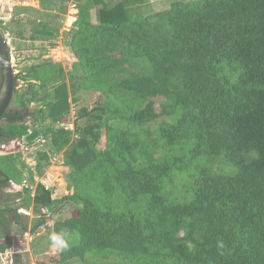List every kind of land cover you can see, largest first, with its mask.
Instances as JSON below:
<instances>
[{
  "label": "trees",
  "instance_id": "obj_1",
  "mask_svg": "<svg viewBox=\"0 0 264 264\" xmlns=\"http://www.w3.org/2000/svg\"><path fill=\"white\" fill-rule=\"evenodd\" d=\"M56 2L66 15L69 0H39L40 10L49 16ZM71 2L62 41L71 59L17 75L16 103L40 106L30 130L0 128L1 144L64 151L65 190L9 193L0 168V252L23 251L20 235L42 226L74 238L34 264H264V0H181L161 11L146 0ZM28 10L16 7L10 24ZM56 27L31 24L28 40L51 43ZM81 93L91 108L78 107ZM72 106L76 120H94L74 139L54 128L70 125ZM50 152L35 156L47 165ZM5 160H19L21 185L34 182L21 153ZM65 206L69 217L39 215ZM30 207L28 227L18 211Z\"/></svg>",
  "mask_w": 264,
  "mask_h": 264
},
{
  "label": "rangeland",
  "instance_id": "obj_2",
  "mask_svg": "<svg viewBox=\"0 0 264 264\" xmlns=\"http://www.w3.org/2000/svg\"><path fill=\"white\" fill-rule=\"evenodd\" d=\"M108 1V0H106ZM181 0H146V4L149 7L150 10L153 11H161L168 9L172 3H176ZM186 1V0H184ZM64 7L66 8V15H58L60 12V7L61 3L56 2L54 6H52V10L47 16L45 13H43L40 10L39 7V0H0V16L1 17H6V15L9 12V7L13 6L14 7H27L29 10L21 15L18 20V26L17 25H7L5 29H2L0 27L1 33H11L13 34L14 32L17 31H22L24 30V37L22 39H17L16 37H12L9 39L10 43V62H12V67L13 71L19 75L24 73L26 70H28L32 66H38L45 64L46 62H63L65 59H71L69 55L64 51V48L62 46V41H63V36L68 30L67 26L69 25L68 19L70 17H73L77 11L74 8V4L71 3V0L67 2L66 4H63ZM59 10V11H58ZM94 13L92 12V16ZM48 17H50L48 19ZM53 17L55 19H53ZM16 20V21H17ZM43 23H49L51 28H57L59 32H56L54 35V40L51 43H47L44 41H30L28 40V37L30 35V28L31 24L32 25H38ZM13 32V33H12ZM66 65V64H64ZM19 94L23 93V86L24 84L19 81ZM48 100L53 101V92L49 91L48 92ZM81 102L78 103V107L82 106H89L90 108L92 107V103L94 101V97L91 95H86L81 93L80 94ZM159 99L155 100L156 106V112H160V104ZM34 104V103H33ZM40 104L35 103L32 107L33 108H39ZM75 108V107H74ZM75 112V110H74ZM71 119V130L72 134L71 137L74 139L76 137L75 135V126L78 127H83L86 124H89L91 122H94L92 119H87L84 117H80L78 120ZM164 118H161L160 120H163ZM29 130L32 127L31 122L27 124L26 126ZM57 129V126L54 127ZM59 128V127H58ZM74 132V133H73ZM41 141V140H39ZM8 145L5 147H0V156L1 155H7L9 153H21L23 157V162L25 167L28 168V172H34L33 174L37 176L38 168L37 165H40V177L42 174L47 173V175L44 178V181L47 186H52L56 185L55 189L58 194L60 195L61 193H64L65 187L62 185H59L58 179L63 178V173L66 172L67 168L63 165V152L60 153H51L49 149V145H46L42 143L40 145L38 141L33 143L31 146H28L26 149V152H22L18 147H15L14 145L10 144V142L7 143ZM48 150L50 152L49 157H50V163L46 165L45 161L39 160V157L35 156L36 152L40 151H45ZM23 153V154H22ZM55 157V161L52 160L51 158ZM1 163H4L3 165L0 164V168L2 171L7 172L11 178V184L9 185V188L12 190H21L23 188V185H21L24 176L21 173L22 171L19 169V160H5V161H0ZM51 162H55L52 164ZM36 164V165H35ZM36 166V167H35ZM43 167V168H42ZM62 170V172H61ZM37 174V175H36ZM37 176V177H39ZM54 178V179H53ZM30 185H34L33 183H29ZM65 185V183H62ZM58 185V186H57ZM15 188V189H13ZM29 194H31L29 192ZM16 204V203H15ZM0 202V206H1ZM58 208V207H57ZM24 210V209H22ZM28 212V210H25ZM48 214L49 216L51 215V219L57 220V219H63L66 217H69L71 214V209L70 206H65L62 211L59 214H53L51 211ZM52 213V214H51ZM24 217V216H23ZM26 217L23 218L25 222L27 220L25 219ZM28 218V217H27ZM34 218H28V227L32 226V221ZM14 231L16 234H20V231L17 229V227L14 228ZM26 234H28L26 236ZM23 235H20L18 239H21V241L25 242L27 245H24V249L21 245H19V249L23 250L21 252H15V253H21L22 255V262L23 264H34L35 257L41 256L44 253L48 254L47 252L49 250H52V248L49 246L48 242V234L49 232L45 229H40L34 232L33 235H30L29 233H26ZM23 244V243H22ZM67 264H81L79 262L75 261H70ZM108 264H116L114 261L108 263Z\"/></svg>",
  "mask_w": 264,
  "mask_h": 264
},
{
  "label": "flooded vegetation",
  "instance_id": "obj_3",
  "mask_svg": "<svg viewBox=\"0 0 264 264\" xmlns=\"http://www.w3.org/2000/svg\"><path fill=\"white\" fill-rule=\"evenodd\" d=\"M0 57H4V60L10 61V48L3 38V34L0 31ZM13 61V60H12ZM16 85L14 86V92L9 104L7 111L2 115L6 121H0V128H3L5 124H12L17 127L27 126L31 122L33 116V103L30 106H23L16 103V95L19 93V80L17 79V74L13 71L11 67ZM4 63L0 61V90L4 80ZM29 110L30 113L27 111ZM27 112V113H26ZM2 143V142H0Z\"/></svg>",
  "mask_w": 264,
  "mask_h": 264
},
{
  "label": "built area",
  "instance_id": "obj_4",
  "mask_svg": "<svg viewBox=\"0 0 264 264\" xmlns=\"http://www.w3.org/2000/svg\"><path fill=\"white\" fill-rule=\"evenodd\" d=\"M72 3V2H71ZM12 7L13 6H10L9 7V12L10 13H8L7 15H6V17H1L0 16V27L2 28V29H5L6 27H7V25H9L10 23H11V20H12V18H13V14H14V10H15V8L16 7H14L13 9H12ZM3 34V38H4V40L6 41V43H7V45L8 46H10V43H9V39L11 38V33H2ZM74 110H75V108L72 106L71 107V119H73V117H74ZM75 119V118H74ZM70 126H71V124L70 125H58L57 126V129H59V128H64L65 130H68V131H73V130H71V128H70ZM59 127V128H58ZM38 143L40 144V145H42V142L41 141H39L38 140ZM10 144H12V145H14L15 147H18L22 152H26V149H27V147H28V145H25L24 144V142L21 140V139H19V138H17V139H15V140H13V141H11L10 142ZM23 154V153H22ZM55 157H52L51 158V161L52 160H54L55 161V159H54ZM49 161H50V157H49ZM52 164H54L55 162H51ZM47 175V174H46ZM45 178V177H44ZM44 178H41L40 176L39 177H34V185H30L29 183H27L26 181H24L23 182V188L21 189V190H12V189H10L9 188V190H8V192L9 193H16V192H21L23 189H27L32 195H34V193H35V189H36V187H37V185H39V184H41V185H43L44 187H46V188H48L49 186H47L46 185V183H45V181H44ZM11 184V183H10ZM13 189H15V188H13ZM18 213L19 214H22V215H24V216H26V217H30V214H29V212H27V211H25V210H19L18 211ZM49 213H48V211L45 209V208H43V207H41V208H39V215H41V216H49L48 215ZM51 216V215H50ZM40 229H44V227H39V229L38 230H40ZM28 234H26V236H27ZM13 254H15V252H12ZM6 254V251L5 252H3V253H1L0 252V256H4ZM0 264H12V258L11 257H9L8 259H7V261L6 262H4V261H0Z\"/></svg>",
  "mask_w": 264,
  "mask_h": 264
},
{
  "label": "water",
  "instance_id": "obj_5",
  "mask_svg": "<svg viewBox=\"0 0 264 264\" xmlns=\"http://www.w3.org/2000/svg\"><path fill=\"white\" fill-rule=\"evenodd\" d=\"M0 61H3L4 63V80L0 90V121H6V119H4L2 115L7 111L9 107L16 83L14 81L15 75H13L11 69V62L6 59L4 60V57H0ZM27 112L30 113L29 110ZM12 264H23L21 253H15L12 255Z\"/></svg>",
  "mask_w": 264,
  "mask_h": 264
},
{
  "label": "clouds",
  "instance_id": "obj_6",
  "mask_svg": "<svg viewBox=\"0 0 264 264\" xmlns=\"http://www.w3.org/2000/svg\"><path fill=\"white\" fill-rule=\"evenodd\" d=\"M73 238V233L66 229L52 231L47 237L49 246L57 253L67 251L72 245ZM217 247L222 249L224 247L223 242L218 241ZM12 255V251L7 249L6 254L4 256H0V261L6 262L9 257L12 258Z\"/></svg>",
  "mask_w": 264,
  "mask_h": 264
},
{
  "label": "crops",
  "instance_id": "obj_7",
  "mask_svg": "<svg viewBox=\"0 0 264 264\" xmlns=\"http://www.w3.org/2000/svg\"><path fill=\"white\" fill-rule=\"evenodd\" d=\"M7 145H8V144H0V147H5V146H7ZM32 172H33V171H32ZM61 172H62V170H61ZM66 172H67V170H66ZM66 172H64L63 175H64ZM33 173H34V172H33ZM46 174H47L46 172H45V174H42L41 178H44V177L46 176ZM35 177H37V176H35ZM53 179H54V178H53ZM56 181H58L59 185H62L63 187H65V185L62 184V183H64L63 178H62V179H58V180H56ZM57 186H58V185H57ZM55 187H56V185H52V186L48 187V189H52V188H54V195L59 193V192L56 191ZM28 212H29V214H30V218H31V217L34 218L35 213L33 212V210H32L31 207H30V209L28 210Z\"/></svg>",
  "mask_w": 264,
  "mask_h": 264
},
{
  "label": "bare ground",
  "instance_id": "obj_8",
  "mask_svg": "<svg viewBox=\"0 0 264 264\" xmlns=\"http://www.w3.org/2000/svg\"><path fill=\"white\" fill-rule=\"evenodd\" d=\"M13 63V61L11 62V64Z\"/></svg>",
  "mask_w": 264,
  "mask_h": 264
}]
</instances>
